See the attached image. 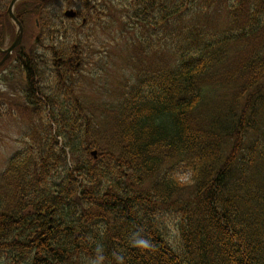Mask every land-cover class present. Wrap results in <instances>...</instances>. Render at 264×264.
<instances>
[{"label": "trees", "instance_id": "obj_1", "mask_svg": "<svg viewBox=\"0 0 264 264\" xmlns=\"http://www.w3.org/2000/svg\"><path fill=\"white\" fill-rule=\"evenodd\" d=\"M52 1L15 7L35 45L4 65H24L35 125L0 174V264H264V0L123 1L139 80L101 121L74 99L76 40L111 1L57 0L71 21Z\"/></svg>", "mask_w": 264, "mask_h": 264}, {"label": "rangeland", "instance_id": "obj_2", "mask_svg": "<svg viewBox=\"0 0 264 264\" xmlns=\"http://www.w3.org/2000/svg\"><path fill=\"white\" fill-rule=\"evenodd\" d=\"M110 1V18L100 20L94 27L87 26L79 29L76 40L88 57L85 62L84 60L77 61L81 66L73 79L74 82L81 81L82 85L75 91L74 99L84 104L86 112H94L96 121L103 119L100 118L102 109L115 106L126 90L132 88L139 80L138 71L131 58L139 56L133 51L135 49L133 41L142 34V31L139 28L134 31L130 30L119 14L121 9L119 5L123 1L125 3V0ZM61 5L57 0H53L44 9L49 10L53 16L55 15L57 21H65L67 19L64 18L63 12L60 13V10L64 8ZM27 7L30 6L27 5ZM69 8L77 10L78 6L72 3ZM221 19L224 20V16ZM81 22L82 19L75 24L69 23L66 29L76 28V25L80 26ZM23 26L25 38L22 48L23 52L29 53L35 45L36 23L34 18L24 20ZM12 32L14 36L11 40L7 39L4 48L14 41L16 26ZM151 55L145 68L151 65H154V68L159 66V59L153 56L154 53ZM21 66L13 56L12 61L0 68V174L5 170L8 161L18 151L24 149L25 134L35 125L33 118L30 119L33 116L31 114L34 113L32 107L26 105L23 97L26 74ZM52 66L55 65L52 64ZM42 71L45 72V70ZM181 176L184 180H188L189 175L185 171ZM169 225L173 231V224L169 223Z\"/></svg>", "mask_w": 264, "mask_h": 264}, {"label": "water", "instance_id": "obj_3", "mask_svg": "<svg viewBox=\"0 0 264 264\" xmlns=\"http://www.w3.org/2000/svg\"><path fill=\"white\" fill-rule=\"evenodd\" d=\"M19 1L21 0H12L8 8V15L11 18V20L14 22V24L16 25L17 31H16V37H15L13 44L9 48H6V49L0 48V53L5 55L4 58L0 61V67L11 57L13 52L17 48H19L23 42L24 27L22 23L18 20V18L14 15V7ZM35 1L46 2L48 0H35ZM65 16L67 18L73 19L77 16V13L74 10H68L67 12H65ZM92 156L96 158L97 152L94 151L92 153Z\"/></svg>", "mask_w": 264, "mask_h": 264}, {"label": "bare ground", "instance_id": "obj_4", "mask_svg": "<svg viewBox=\"0 0 264 264\" xmlns=\"http://www.w3.org/2000/svg\"><path fill=\"white\" fill-rule=\"evenodd\" d=\"M21 1H23V0H21ZM33 1H35V0H33ZM19 2H20V1H19ZM39 2H40V1H39ZM41 3H42V2H41ZM24 58H25V61L28 62V57L25 56ZM58 59H59V57L51 58L50 61H49V64H55V63L57 62ZM44 64H45V62H42V63H41V65H44ZM22 66H24V65H22ZM22 66H21V67H22ZM45 66H46V68H47V67H50V65H46V64H45L43 67H45ZM22 68H23V67H22ZM47 69H48V68H47ZM25 74H26V73H25Z\"/></svg>", "mask_w": 264, "mask_h": 264}, {"label": "flooded vegetation", "instance_id": "obj_5", "mask_svg": "<svg viewBox=\"0 0 264 264\" xmlns=\"http://www.w3.org/2000/svg\"><path fill=\"white\" fill-rule=\"evenodd\" d=\"M65 10H67V7L62 8V9L60 10V13L63 12V14H64ZM44 11L47 12L48 14L52 15V14L49 12V10L46 11V10L44 9ZM6 12L8 13V9H7ZM77 13H78V12H77ZM7 16H8V14H7ZM8 17H9V16H8ZM9 19H10V18H9ZM10 20H11V19H10ZM82 20H84V19H82ZM37 23H38V22H37ZM37 25L39 26V24H37ZM2 55H3V54H2ZM3 57H4V55H3ZM2 59H3V58H2ZM2 59H1V60H2ZM61 61H62V59L59 58V59L57 60V62H56L54 65H58V63L61 62ZM77 67H80V64H78Z\"/></svg>", "mask_w": 264, "mask_h": 264}]
</instances>
